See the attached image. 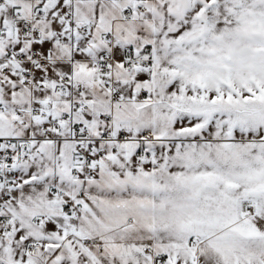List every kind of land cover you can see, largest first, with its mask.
Returning <instances> with one entry per match:
<instances>
[{
	"label": "snow or ice",
	"instance_id": "snow-or-ice-1",
	"mask_svg": "<svg viewBox=\"0 0 264 264\" xmlns=\"http://www.w3.org/2000/svg\"><path fill=\"white\" fill-rule=\"evenodd\" d=\"M0 264H264V0H0Z\"/></svg>",
	"mask_w": 264,
	"mask_h": 264
}]
</instances>
